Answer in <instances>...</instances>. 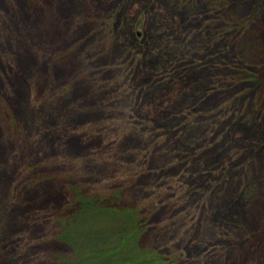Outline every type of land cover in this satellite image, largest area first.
<instances>
[{"label":"rangeland","instance_id":"374dc122","mask_svg":"<svg viewBox=\"0 0 264 264\" xmlns=\"http://www.w3.org/2000/svg\"><path fill=\"white\" fill-rule=\"evenodd\" d=\"M130 260L264 264V0H0V264Z\"/></svg>","mask_w":264,"mask_h":264},{"label":"trees","instance_id":"16d2710c","mask_svg":"<svg viewBox=\"0 0 264 264\" xmlns=\"http://www.w3.org/2000/svg\"><path fill=\"white\" fill-rule=\"evenodd\" d=\"M130 236H131V235H130ZM126 242H127V239H126ZM129 264H132V260L129 261ZM133 264H135V263H133Z\"/></svg>","mask_w":264,"mask_h":264}]
</instances>
